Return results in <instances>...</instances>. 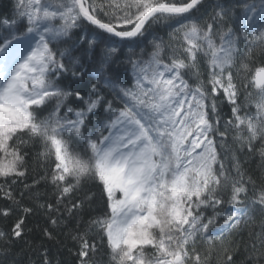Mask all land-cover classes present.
I'll return each mask as SVG.
<instances>
[{
	"label": "snow or ice",
	"instance_id": "1",
	"mask_svg": "<svg viewBox=\"0 0 264 264\" xmlns=\"http://www.w3.org/2000/svg\"><path fill=\"white\" fill-rule=\"evenodd\" d=\"M203 7V0H14L12 17L0 16V194L22 211L10 235L0 232V254L24 239V216L40 212L48 224L42 236L55 240V230L67 229L77 264H96L94 233L109 264H210L217 249V264H264V175L257 186L236 156L226 167L218 152H232L231 130L236 152L264 161V63L255 66V50L264 56V0H216L198 16ZM161 23L176 44L154 37L148 58L133 59ZM121 48L130 54V87L108 75ZM89 67L121 107L95 83L77 86ZM220 101L232 115L223 130ZM102 106L106 118L92 124ZM37 143L51 171L24 185L33 202L25 206L11 184L26 177L27 149ZM40 180L54 199L35 187ZM86 180L100 189L103 215L85 217L97 196L78 195ZM257 208L261 231L234 259L236 237L255 223ZM41 257L52 264L46 250Z\"/></svg>",
	"mask_w": 264,
	"mask_h": 264
},
{
	"label": "trees",
	"instance_id": "2",
	"mask_svg": "<svg viewBox=\"0 0 264 264\" xmlns=\"http://www.w3.org/2000/svg\"><path fill=\"white\" fill-rule=\"evenodd\" d=\"M216 0H204V7L201 9V15L203 13H210L213 5ZM249 3L256 2L258 0H248ZM13 6L14 0H0V16H8L9 18L13 15ZM172 30L168 28L165 24L161 23L154 25L150 30V34H146L142 39V43L139 47L134 48L133 59H147L148 54L151 53L153 45L151 41L154 37H159L165 45L172 44L175 45L178 37L175 35H170ZM160 42V41H157ZM142 50V51H141ZM259 49L255 50L257 55L256 65L264 63V56H259ZM129 52L127 48H121V50L114 57L115 63H113L108 69V75L113 77H118L119 82L126 87L131 86V65L127 62L129 57ZM89 75L77 85L79 88H87L90 90L91 84H97L101 95L105 100L112 101L114 108H119L122 106L121 101L118 99L117 94L109 88H105L102 83H98L97 80L90 75L93 71L91 67L88 69ZM193 83V81H189ZM63 86V85H62ZM249 91L252 92L253 97L256 96V89L254 86L249 87ZM67 103L72 107H78L74 102V98L70 97ZM218 107L219 119L221 124V130L225 121L232 118L231 115V106L226 101H220ZM250 112L255 111V106L251 105L248 109ZM97 115L90 116V121L92 124H95L97 120L105 119V113L103 111V106L97 110ZM217 140L219 138L217 137ZM232 140V131L229 130L228 139L226 143L232 148V152L227 151L226 149L218 148V152L221 154V159L224 161L226 167L230 165L232 156H236L242 168L250 175L255 181L257 186L260 185V177L264 175V168L261 167L264 164V161H261L258 154L244 152H236L235 146L231 143ZM27 157V168L28 173L26 177L20 178L16 183L11 184V190L14 193V196L17 200L21 202L22 205H32L31 193L25 189L24 185H32L34 180H39L45 172L51 171V161L44 162L43 159L39 156L41 151L40 145L33 144L29 145ZM2 182V181H0ZM39 189L41 193H47L49 199H54L52 196V186L47 184L45 181L40 180V183L35 186ZM251 189V186H249ZM97 193L96 198L88 205L84 212L85 217L103 215L106 212L104 200L99 198V187L95 182L91 180H86L83 182L82 191L78 194L81 198L84 194L89 192ZM21 193L24 195L21 196ZM249 197H252V191L249 192ZM8 209L9 215L4 216L0 214V232L7 233L10 235L11 229L18 219L22 215L21 209L16 208L15 204L12 201L5 199L2 194H0V212ZM25 219V229L27 234L24 236L23 240L13 239L10 249L8 250L7 255L0 254V264H41V252L46 250L48 252V259L52 261V264H77L75 258V246L74 243L67 237V229H57L56 239L47 240L42 236V229L48 227L46 217L37 212L36 214H29L24 216ZM255 223H250L246 226L243 232L236 237L237 240L241 241V251L234 256V259H243L244 258V245L250 242V239L254 242V234L261 231L260 226V214L259 208L256 209L254 213ZM218 223H223V220H218ZM70 227V225H69ZM253 234V237L250 238L249 233ZM94 242L96 243V253L92 259L96 264H109V249L107 248L106 242L101 240L100 234L94 233ZM2 241H0V247H2ZM201 252H203V246L201 247ZM220 253L219 249L213 253L210 258V264H217Z\"/></svg>",
	"mask_w": 264,
	"mask_h": 264
},
{
	"label": "water",
	"instance_id": "3",
	"mask_svg": "<svg viewBox=\"0 0 264 264\" xmlns=\"http://www.w3.org/2000/svg\"><path fill=\"white\" fill-rule=\"evenodd\" d=\"M204 1V0H203Z\"/></svg>",
	"mask_w": 264,
	"mask_h": 264
}]
</instances>
